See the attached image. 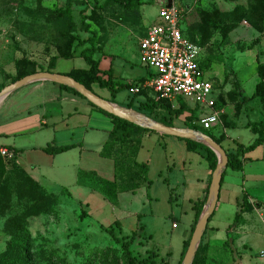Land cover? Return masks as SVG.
Instances as JSON below:
<instances>
[{"label":"rangeland","instance_id":"obj_1","mask_svg":"<svg viewBox=\"0 0 264 264\" xmlns=\"http://www.w3.org/2000/svg\"><path fill=\"white\" fill-rule=\"evenodd\" d=\"M171 1L181 11L183 30L203 47L209 63L206 78L214 84V96L220 94L221 122L208 133L227 150L236 148L227 135L252 144L256 135L246 126L264 120V110L253 98L260 81L256 68L264 63V0ZM139 4L130 10L108 0H0V23L5 30L0 36V92L31 73L88 68L80 55L92 47L102 69L111 66L121 76L133 66L145 71L140 36L158 20L161 4L160 0H140ZM66 9L71 10V19L63 15ZM84 17L89 31L83 29ZM40 82L12 92L0 103V145L21 150L17 160L13 149L11 160L0 156V264H6L4 255L22 230L27 233L26 245L31 246L29 260L23 264H130L126 242L140 260L156 253L157 264H179L183 241L191 235L201 179L210 173L207 161L189 150L183 139L148 133L142 138L138 159L149 164L150 185L121 193L112 203L104 197L101 178L49 173L45 155L34 153V137H40L34 134V106L32 113L24 109L25 102L34 103L30 92ZM92 91L111 99L107 89L95 85ZM130 96L126 89L115 100L126 104ZM12 99L17 106L7 111ZM129 109L140 112L137 107ZM185 116L175 117L173 126L186 128L185 120L197 124L200 115L192 120ZM244 159L243 171L226 168L230 192L222 193V200L226 197L227 201L209 222V228L216 230L208 264H264L260 257L264 249V146ZM34 165L43 168V174H35L43 186L36 184ZM244 191L253 209L235 227L236 198ZM101 226L111 227L120 241ZM134 232L137 237L130 241Z\"/></svg>","mask_w":264,"mask_h":264},{"label":"trees","instance_id":"obj_2","mask_svg":"<svg viewBox=\"0 0 264 264\" xmlns=\"http://www.w3.org/2000/svg\"><path fill=\"white\" fill-rule=\"evenodd\" d=\"M108 2L122 5L123 7L130 10L136 9L138 6L141 5L139 4L140 0H108ZM62 13L63 15L68 16L71 19L72 12L70 9L63 10ZM83 19H84L83 29L85 31H89L90 25L86 23L87 17H84ZM180 27L184 36H186L192 42L199 44L198 42L193 40L187 32L183 30L181 24ZM95 52H96L95 48L92 47L90 49L84 50L80 55L88 64L89 67L87 69H74L70 73H65V74L75 78L77 81L81 82L91 90L95 85L101 89H107L111 93L112 102H115L116 95L121 91L126 89L129 90L133 86L140 85L145 81V78H143L136 82H123L122 80L115 78L112 69L102 70L100 68V60L94 57ZM200 66L204 71L207 70V67L209 66V63L205 60L204 56L200 60ZM256 71L260 78V81L257 83L255 87L253 98L259 100L261 107L264 110V63L259 62ZM59 86L62 89L68 90L71 93L83 97L73 88H70L65 85H59ZM148 93L149 90H143L138 94L131 95L130 102L128 103L127 107L129 108L137 107V109L140 112L156 119L161 123L171 126H173V120L175 117L180 118L183 115H186L185 119L192 120L194 115L198 116L201 113L198 106H191L187 103H184L180 99L178 100L179 105L175 106L177 107L175 110L171 108H167L163 102H169V101L157 100L155 95H153V97H149ZM219 97L220 94L217 97L218 107H219ZM90 104L94 106L92 103ZM95 108L100 112L104 113L105 115L109 116L113 121V129L109 134L108 141L106 142V144L104 145L101 151V155L103 157L113 159L115 164V177L113 181L101 179V182L103 185L102 189H103L104 197L108 199L110 202L115 203L117 202L118 195L120 193L136 192L143 185L149 183L148 180L149 167L145 163H139L137 160V155L140 148L142 147V137H141L142 133H151L154 131L140 127L128 121L122 120L97 107ZM185 122H186L185 125L186 127L199 130L201 132L210 135L208 133L209 130L204 129L198 122L197 124L196 122H191L187 120H185ZM246 128L250 129V131L256 135V139L250 145H245L243 143L235 141L236 148L233 150H227L224 148L226 150L229 160L227 168H231L232 170H236V171H242L245 165V160H244L245 155L249 152L256 150L258 147L264 144V120L259 122L248 123ZM210 136L214 140H216L219 144H222L223 146V142L220 139H215L212 135ZM185 141L188 145L189 150L196 151L205 158V160L208 163L209 169L213 173V171L216 169L218 164V157L216 153L212 149H210L209 147H207L206 145L200 142H196L192 140H185ZM73 147H74L73 145H66V146L48 145L46 148H44V151L50 155H56L68 151ZM225 174H226V170L224 171L223 174V180ZM87 175L89 174H79V178H83L84 176ZM36 184L37 186H41L39 183ZM208 191H209V187H208ZM208 191L205 198L201 201H198L195 204L196 214H195L194 224L191 229L190 237L187 240H185L183 243V250L181 253V259L179 261V264H182V260L189 246L192 233L202 213V210L206 204ZM242 203H243V207L242 205H240L241 212L242 211L249 212L253 209V204H251L249 197L247 195L243 196ZM241 212H238L236 214L234 223L237 224L241 221ZM214 214L211 216L209 222L211 221ZM116 222L118 223V221ZM101 227L105 229L109 234H111V236L115 240L120 241V239L115 235L111 227H104V226ZM140 228L142 229V227ZM208 228H209V223L207 225L206 231L208 230ZM205 235L206 232L204 234V238ZM136 237H137V232L132 233V235H130V239H131L130 241L135 240ZM27 240L28 238L25 230L19 231L17 233L15 242L9 248L8 252L4 255V262H6V264H23L29 260L31 246L26 245L25 242ZM226 244L229 245V242H226ZM129 245L130 242H126L124 243L123 246L129 256L130 264H157L155 258L157 255L156 253H151L147 258L140 260L131 254L129 250ZM208 252H209V243H204L202 241L196 253L193 264H208ZM165 264H169V262L166 261Z\"/></svg>","mask_w":264,"mask_h":264},{"label":"crops","instance_id":"obj_3","mask_svg":"<svg viewBox=\"0 0 264 264\" xmlns=\"http://www.w3.org/2000/svg\"><path fill=\"white\" fill-rule=\"evenodd\" d=\"M160 4L161 6L163 5V2L161 0H160ZM100 68H101V63H100ZM78 69H87V68H78ZM110 69H112L111 66L108 69H102V70H110ZM112 72L117 79L121 80L118 77H125L126 79L129 80L128 82H136L143 78L146 79L150 74L147 68H145V71L144 70L142 71L136 69L134 66L131 67L127 72H125L123 76H121V74L116 75L117 73L115 68L114 71L112 70ZM54 73H58V71ZM30 93L31 96H34V103L25 102L24 112L32 113L31 110L32 107L34 106V134L35 135L37 133L40 134L39 138L34 137V142H35L34 153L38 152V153H43L45 155L43 157L46 159V161L49 162L48 163L49 166L46 167V170H48V172L52 174H94L101 179L113 181L115 177L114 161L111 158H106L101 155V151L104 145L106 144V142L108 141L109 134L113 129L112 119L109 116L97 110L95 106H92L90 102H88L87 99H85L84 97L82 98L81 96L71 93L68 90L62 89L58 84L49 81L35 84L34 88L31 89ZM10 97L11 96L7 98V101L8 99H10ZM109 101H111V99H109ZM115 103L124 107H127L128 105V102L126 103L127 104L126 105V104H120L116 100ZM55 104L58 105L57 109L54 108ZM14 106L16 107L17 104L16 101H13L12 99L10 100V105L7 111L12 109ZM2 109L3 108L0 109V114ZM3 113L5 115L7 112L4 111ZM147 134L148 133H142V138ZM227 137L232 141H237L236 139H232L228 135ZM48 145H54V146L73 145L74 147L63 153L50 155L44 151V148H46ZM0 146L2 147L3 145ZM262 146H264V144ZM3 147H6L8 149L10 148L13 149L16 153V160H17V156L20 154L21 150L11 146H3ZM140 150L137 155L138 162L145 163L149 167V164L147 162H143L138 159ZM92 153H94L93 155L95 156H91ZM34 158L36 159L35 154H34ZM59 160H61V162L57 163L58 166H56V162ZM21 166L23 167V165ZM42 169L43 168L41 167V165L39 166L34 165V179L41 186L43 185L37 179L35 174H43ZM46 170L44 174H46ZM104 174H108V175H104ZM226 175L227 174H225L224 180L221 185L220 197L216 211L221 207H223V204L225 203V201H227L226 197L222 200V193H224V195L227 196V194H229L230 192V181L226 178ZM211 178H212V171L210 170V173L205 174L204 177L201 179L202 181L200 184L198 197L193 205L195 214H196L195 204L198 201H201L205 198L208 191V187L211 183ZM147 185L149 186L150 183L145 184L143 186H147ZM244 195H248V193L244 191L242 195L237 196L236 198V202L239 206V212H241V206L239 202H242V198ZM244 213L245 212L243 211L241 212V221L237 224L235 223L234 225L235 227H238L242 224L244 220ZM215 230H216L215 227L213 226L210 227L209 233L208 235H206L204 239V243H209V251L211 248V237ZM209 254L210 253L208 252V259H209Z\"/></svg>","mask_w":264,"mask_h":264},{"label":"built area","instance_id":"obj_4","mask_svg":"<svg viewBox=\"0 0 264 264\" xmlns=\"http://www.w3.org/2000/svg\"><path fill=\"white\" fill-rule=\"evenodd\" d=\"M181 11L172 3L159 9L158 20L140 37V60L150 74L145 81L129 89L131 95L143 90L152 91L157 100H167L178 106L180 99L184 103H195L200 109L198 123L206 130L221 122L222 111L214 96V84L206 78L200 66L204 56L201 45L184 36L181 24ZM0 23V36L5 31ZM190 105V104H189ZM209 109L206 112L205 109ZM0 155L11 160L14 152L0 147ZM177 224L173 223V227ZM264 259V249L260 251Z\"/></svg>","mask_w":264,"mask_h":264},{"label":"water","instance_id":"obj_5","mask_svg":"<svg viewBox=\"0 0 264 264\" xmlns=\"http://www.w3.org/2000/svg\"><path fill=\"white\" fill-rule=\"evenodd\" d=\"M171 5V0H166L164 3V6L166 7H171ZM40 81H49L58 85H65L70 88H73L78 93H80L85 99H87L88 102L92 103L95 107L115 117L136 124L140 127L149 129L161 135L173 136L183 140H192L200 142L216 153L218 157V164L216 169L212 173L206 204L197 221V224L190 239L189 246L182 260V264H193L198 248L206 232L209 220L211 216L215 213L220 197L223 174L228 166L229 160L226 150L223 148V146L219 144L216 140H214L210 135L199 130H195L188 127L183 128L166 125L159 121L153 120L152 118L134 109H129L115 102L109 101L99 96L91 89L87 88L84 84L77 81L75 78L62 73L41 71L27 75L8 85L0 92V103L12 92L28 84Z\"/></svg>","mask_w":264,"mask_h":264}]
</instances>
